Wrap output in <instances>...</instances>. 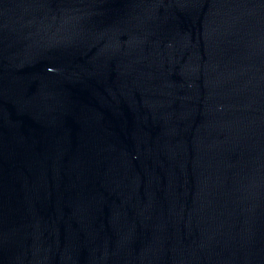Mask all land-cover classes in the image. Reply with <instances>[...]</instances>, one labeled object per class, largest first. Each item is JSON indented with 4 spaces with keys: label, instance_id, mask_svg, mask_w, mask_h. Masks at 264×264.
I'll return each mask as SVG.
<instances>
[{
    "label": "water",
    "instance_id": "95a60500",
    "mask_svg": "<svg viewBox=\"0 0 264 264\" xmlns=\"http://www.w3.org/2000/svg\"><path fill=\"white\" fill-rule=\"evenodd\" d=\"M0 264H264V0H0Z\"/></svg>",
    "mask_w": 264,
    "mask_h": 264
}]
</instances>
